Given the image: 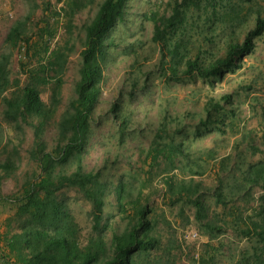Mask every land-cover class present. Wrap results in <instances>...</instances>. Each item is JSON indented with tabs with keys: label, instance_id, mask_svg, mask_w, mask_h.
Masks as SVG:
<instances>
[{
	"label": "trees",
	"instance_id": "trees-1",
	"mask_svg": "<svg viewBox=\"0 0 264 264\" xmlns=\"http://www.w3.org/2000/svg\"><path fill=\"white\" fill-rule=\"evenodd\" d=\"M253 1L167 0L165 12L144 14L153 25L151 40L158 51L155 69L159 77L167 83L199 80L212 85L225 74L239 70L244 57L254 51L255 40L264 33V8L258 7L249 15L251 11L242 7L243 3ZM24 2L28 13L11 24L4 39L8 51L0 53V115L16 126L25 124L31 128V154L37 158L40 173L28 189L0 198L13 209L12 217L6 221L9 230L0 231V261L2 264H174L169 249H163L162 240L154 234L156 224L149 218L151 209L147 202L127 192L121 178L113 187L118 212L125 214L126 207L131 206L133 213L122 231L113 230L107 236L110 227L104 219V206L112 183L103 178L100 170L86 171L82 165L109 50L119 46L112 33L118 24L125 22L128 0H102L93 18L81 26L84 36L73 81L74 96L57 118L73 45L69 38L62 45L53 42L55 26L61 24L68 37L72 36L75 15L94 0H56L62 3L58 9L51 8L48 0H41L40 4L36 0ZM39 8L42 15L34 19ZM250 20L252 26L243 32L241 28ZM242 33L239 41L236 36ZM132 46L133 43L123 45L122 50L133 59L134 66L139 57L131 51ZM15 52L19 56V72L24 76L22 81L11 78ZM46 88L49 97L44 101L42 92ZM231 102L230 94L208 97L203 105L204 116L194 125V135L223 134L226 118L234 114L233 110L225 109ZM109 111L122 142L129 130L128 117L116 102ZM53 122L56 143L47 151L43 136ZM166 132L167 124L163 122L156 129L147 154L154 162L163 158L173 167L175 157L182 153L181 143L172 139L163 141ZM70 163L73 168L69 169ZM14 168L15 163L8 157L0 161L2 176L10 175ZM171 183L166 182L170 193L195 207L201 235L212 239L225 230L216 220L217 214L213 219L207 217V207L199 195L200 185L192 180L182 181L173 191ZM227 187L226 192L218 185L213 193L214 203L224 210V215L234 217L235 236L249 242L231 264H264V204L253 209L252 216L240 210L235 213L230 205L235 197L249 201L254 187L262 190L259 198L264 202V159L248 163ZM67 190H73L88 205L89 230L84 239L65 198ZM11 222L16 224L13 231ZM206 262L200 259L201 264Z\"/></svg>",
	"mask_w": 264,
	"mask_h": 264
},
{
	"label": "rangeland",
	"instance_id": "rangeland-1",
	"mask_svg": "<svg viewBox=\"0 0 264 264\" xmlns=\"http://www.w3.org/2000/svg\"><path fill=\"white\" fill-rule=\"evenodd\" d=\"M48 1L51 8L58 9L62 5L56 0ZM101 1L94 0L92 5L75 15L72 36L68 37L61 24L55 26L53 42L62 45L69 38L73 45L63 77L62 100L56 118L74 96L73 81L77 77L84 36L81 26L93 18ZM36 2L40 4L41 0ZM166 3L167 0H128L126 3L125 22L118 24L112 33L119 46L109 50L101 94L82 154V165L86 171L100 170L103 178L112 183L104 206V219L110 227L108 237L113 230L122 231L133 213L131 206L126 207L125 214L118 212L113 187L121 178L127 192L133 197L139 195L141 202H147L151 209L149 218L156 224L154 234L162 240L163 249H169L174 264H201V258L206 259L205 264H231L249 242L235 236L232 230L234 217L224 215V210L215 205L213 193L218 185L227 192L228 184L241 175L248 163L264 159V33L255 40L254 51L244 57L242 67L234 73L225 74L222 80L212 85L199 80L167 83L155 69L158 51L151 40L153 25L144 18V14L150 11L165 12ZM242 7L251 11L249 15H252L258 7L264 8V0L245 2ZM27 13L24 0H0V53L8 51L4 39L11 24ZM41 15L39 8L34 19ZM252 24L250 20L241 30L246 31ZM242 36L243 33L236 37L241 41ZM129 43H133L131 51L139 57L134 66L133 59L122 50L123 45ZM18 59L15 52L10 66L11 78L17 77L22 81L24 76L19 72ZM223 94L231 95V105L225 106V109L234 113L226 118L225 132L204 133L196 137L194 125L204 116L206 99L219 98ZM48 97L49 90L46 88L42 98L47 101ZM114 102L120 105L129 121V130L122 142L109 111ZM163 122L167 124L163 141L172 139L174 143H181L182 153L175 157L173 167L163 158L154 162L147 154L156 129ZM43 139L46 150H51L56 143L54 122L45 130ZM32 146L33 135L29 126H16L0 115V161L8 157L15 163L10 175L2 176L0 173V198L17 195L38 178L39 166L36 156L31 154ZM68 166L73 168L72 163ZM189 180L200 185L199 195L207 207V217L213 219L217 214L216 220L225 229L212 239L200 234L195 207L178 200L167 188L168 181L174 185L171 190L176 191L178 183ZM64 195L80 225L81 239H84L89 230L88 205L73 190L65 191ZM261 195L262 190L254 187L249 201L235 197L234 203H230L231 208L235 213L240 210L252 216V210L264 204L259 198ZM12 214L11 204L0 199L2 233L9 230L6 221ZM10 224L13 231L16 224Z\"/></svg>",
	"mask_w": 264,
	"mask_h": 264
},
{
	"label": "built area",
	"instance_id": "built-area-1",
	"mask_svg": "<svg viewBox=\"0 0 264 264\" xmlns=\"http://www.w3.org/2000/svg\"><path fill=\"white\" fill-rule=\"evenodd\" d=\"M193 236L195 235V233L194 234H192Z\"/></svg>",
	"mask_w": 264,
	"mask_h": 264
}]
</instances>
